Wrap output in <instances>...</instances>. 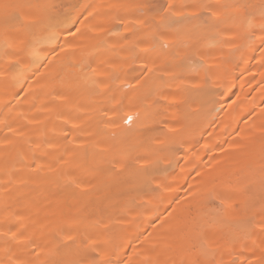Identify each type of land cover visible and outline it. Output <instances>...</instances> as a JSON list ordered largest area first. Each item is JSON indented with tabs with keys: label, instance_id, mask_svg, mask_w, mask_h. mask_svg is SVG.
<instances>
[{
	"label": "bare ground",
	"instance_id": "bare-ground-1",
	"mask_svg": "<svg viewBox=\"0 0 264 264\" xmlns=\"http://www.w3.org/2000/svg\"><path fill=\"white\" fill-rule=\"evenodd\" d=\"M0 264H264V0H0Z\"/></svg>",
	"mask_w": 264,
	"mask_h": 264
},
{
	"label": "snow or ice",
	"instance_id": "snow-or-ice-1",
	"mask_svg": "<svg viewBox=\"0 0 264 264\" xmlns=\"http://www.w3.org/2000/svg\"><path fill=\"white\" fill-rule=\"evenodd\" d=\"M10 6L9 5H4V8L7 9L9 8ZM16 14L13 13L12 16L14 17ZM6 17H7V13H6ZM128 121L131 122V117L128 118Z\"/></svg>",
	"mask_w": 264,
	"mask_h": 264
}]
</instances>
